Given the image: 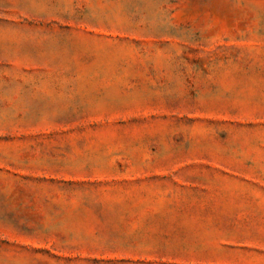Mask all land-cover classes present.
I'll list each match as a JSON object with an SVG mask.
<instances>
[{
    "label": "rangeland",
    "instance_id": "374dc122",
    "mask_svg": "<svg viewBox=\"0 0 264 264\" xmlns=\"http://www.w3.org/2000/svg\"><path fill=\"white\" fill-rule=\"evenodd\" d=\"M0 264H264V0H0Z\"/></svg>",
    "mask_w": 264,
    "mask_h": 264
}]
</instances>
